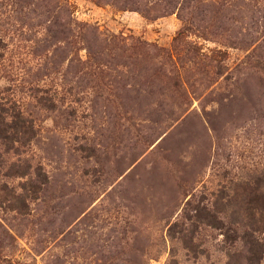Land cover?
Segmentation results:
<instances>
[{"label": "rangeland", "instance_id": "374dc122", "mask_svg": "<svg viewBox=\"0 0 264 264\" xmlns=\"http://www.w3.org/2000/svg\"><path fill=\"white\" fill-rule=\"evenodd\" d=\"M34 2L23 20L50 14L64 40L39 57L32 33L7 37L0 91L33 120L20 157L46 182L10 205L23 179L0 168V264H246L233 221L242 187L264 193V0Z\"/></svg>", "mask_w": 264, "mask_h": 264}, {"label": "trees", "instance_id": "16d2710c", "mask_svg": "<svg viewBox=\"0 0 264 264\" xmlns=\"http://www.w3.org/2000/svg\"><path fill=\"white\" fill-rule=\"evenodd\" d=\"M34 1L0 0V64L9 44L6 39L7 37L11 40L16 38V41L20 42L25 38V33H32L33 37L31 38L34 45L42 47L35 54L39 57L41 55L46 57L50 48L53 46L57 47V44L64 40L63 36L49 37L47 31L50 28L49 24L53 23L50 19V14H48L49 18L32 25L23 20L30 11V6L35 4ZM35 32H38L40 36H36ZM7 33L9 36H6ZM39 66L42 68L41 63ZM43 68V72L48 69L46 64ZM51 71L54 72V70ZM30 90L35 100L41 102L43 96L39 92H43L44 89L42 90L37 83ZM34 135V122L30 117L25 115L19 100L11 92L4 93L0 91V145L2 146L0 168L4 169L2 174L6 179H23L17 186L19 192L15 191V187H11L14 190V199L11 202L9 201L10 205L19 200L27 206V201L37 198L38 192L46 182V174L41 170L40 166L31 167L26 160L20 157L21 149L19 147L27 146ZM10 152L15 155L16 160L5 165L2 157ZM7 183L4 182L2 185L7 187ZM244 191L245 187H242L239 196L249 204L246 208L249 222L243 225L238 220L233 221L235 223L233 226V244L240 240V238L245 239V263L259 264V260L264 254V193L259 192L257 187H251L246 191L245 195ZM217 213H207L200 220L203 224L222 229L224 227V216H219ZM195 217L198 216L196 215ZM240 231L243 233L239 234Z\"/></svg>", "mask_w": 264, "mask_h": 264}]
</instances>
